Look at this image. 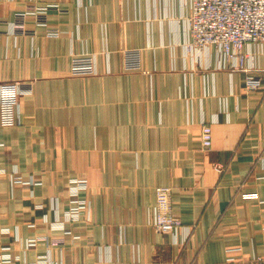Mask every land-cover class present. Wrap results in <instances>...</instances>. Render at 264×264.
Returning <instances> with one entry per match:
<instances>
[{"label": "crops", "instance_id": "1", "mask_svg": "<svg viewBox=\"0 0 264 264\" xmlns=\"http://www.w3.org/2000/svg\"><path fill=\"white\" fill-rule=\"evenodd\" d=\"M59 4L48 25L29 6ZM190 0H0V84L33 80L18 107L0 104V264H249L264 257V72L212 51L186 53ZM49 29L59 31L48 36ZM34 33V34H33ZM141 48L142 71L123 70ZM264 69V47L246 46ZM96 54L98 72L70 73ZM213 145L202 146L201 122ZM223 168L221 171L218 167ZM18 174L29 185H16ZM86 177L91 210L58 229L68 183ZM173 188L176 235L153 227L156 188ZM9 228V232H2ZM44 236L28 246L29 239ZM233 258L234 260H231Z\"/></svg>", "mask_w": 264, "mask_h": 264}, {"label": "built area", "instance_id": "2", "mask_svg": "<svg viewBox=\"0 0 264 264\" xmlns=\"http://www.w3.org/2000/svg\"><path fill=\"white\" fill-rule=\"evenodd\" d=\"M59 4L44 6L33 5L18 12L12 22L14 28L25 32L26 20L32 16L40 26L48 25V16L52 10H60ZM187 24L189 39L185 42L186 53L200 59L209 52L220 54V64L245 73L246 88L253 91L260 87L259 72L264 69L257 65L255 52L245 51L246 46L264 47V0H190L189 13L184 17ZM34 34V33H33ZM48 36H58L59 31L49 29ZM1 38V33H0ZM124 71H142V49L126 48L121 51ZM71 73L76 76L95 75L98 72L96 54L74 55L71 60ZM33 80H15L0 84V104L18 107L20 98L34 92ZM201 142L204 149L213 145V128L208 122H201ZM221 171L223 168L218 167ZM16 185H29L21 175L13 178ZM90 187L88 178L74 177L69 180V206L61 213L63 219L56 224L58 229L68 230L66 222L74 223L82 219L91 210V202L86 196ZM173 188L168 185L156 188L157 200L153 208V227L159 233L176 235L182 227V220L175 214L172 202ZM3 228L2 232H9ZM39 241H48L40 236L29 239L28 246H34ZM10 247H4L0 253V262L9 263L13 256ZM231 260H234L231 258ZM37 264V263H33ZM249 264H264V257H254Z\"/></svg>", "mask_w": 264, "mask_h": 264}, {"label": "rangeland", "instance_id": "3", "mask_svg": "<svg viewBox=\"0 0 264 264\" xmlns=\"http://www.w3.org/2000/svg\"><path fill=\"white\" fill-rule=\"evenodd\" d=\"M126 72H128V71H126ZM70 73H71V69H70ZM72 74V73H71ZM72 75H74V74H72ZM76 76V75H75Z\"/></svg>", "mask_w": 264, "mask_h": 264}]
</instances>
